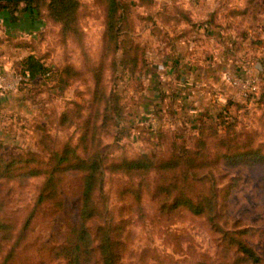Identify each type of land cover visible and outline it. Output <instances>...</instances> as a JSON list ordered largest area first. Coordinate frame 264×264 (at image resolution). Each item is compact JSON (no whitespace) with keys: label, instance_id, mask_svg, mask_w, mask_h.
Instances as JSON below:
<instances>
[{"label":"rangeland","instance_id":"rangeland-1","mask_svg":"<svg viewBox=\"0 0 264 264\" xmlns=\"http://www.w3.org/2000/svg\"><path fill=\"white\" fill-rule=\"evenodd\" d=\"M78 1L81 34L63 35L58 23L42 17L36 20L38 26L27 25L8 31L9 37L0 36L3 153L35 165L39 162L45 168L51 150H60L67 142L77 144L81 120H87L90 129L101 124L102 115L104 122L95 127V133L106 163L141 154L163 157L176 144L199 150L195 158L201 163L200 176L206 180L202 182L207 183L203 187L216 191L223 230L227 236L249 230L242 238L264 264V166L244 171L246 159L240 155L248 148L264 150V0H117L121 11L117 26L123 32L115 44L107 38L104 41L102 0ZM124 33L138 45L142 62L138 61L136 69L130 68L133 52L122 54V41L127 42ZM28 55L38 58L48 71L16 83L20 63ZM184 58L185 63L198 67L212 63L216 67V81L211 79L212 90L201 97L202 103H177L172 91L165 92L169 79L176 85L185 76L175 65ZM143 62L148 69H139ZM243 64L259 78V92L252 100L242 99L235 87L223 86L224 81L229 83L223 73ZM68 65L74 76L66 82L59 72ZM156 74L160 84L153 92L152 75ZM196 86L202 87L201 92L208 87ZM219 112L230 127L220 122L223 117L215 119ZM152 113L164 130L156 137L148 126ZM204 116L203 121L212 127L199 134L198 124ZM69 119L74 121L72 125ZM224 126L226 131L217 128ZM200 139L205 142L203 147L197 145ZM138 181L119 173H103V217L124 227L121 264H244L235 255L234 244L227 237L221 240L224 234L212 229L204 218L185 210L178 211L170 222L158 217L157 203L164 196L153 195L154 173L142 179L141 185ZM41 183L38 177L21 187L10 184L15 189L6 216L20 220L33 205ZM61 192L66 217L61 220H72L78 206L79 175L68 174ZM39 218L35 235L47 236L49 224ZM23 256L15 264H22Z\"/></svg>","mask_w":264,"mask_h":264},{"label":"trees","instance_id":"trees-1","mask_svg":"<svg viewBox=\"0 0 264 264\" xmlns=\"http://www.w3.org/2000/svg\"><path fill=\"white\" fill-rule=\"evenodd\" d=\"M102 2L105 6L104 41L107 38L115 44L123 32L121 27L117 26L121 18L120 5L117 0H102ZM79 8L78 0L0 4V11L7 10L12 22L18 20V14L21 11L29 10L39 19L45 17L58 23L63 35L73 36L81 34L78 25ZM123 40H127V44L122 41L124 43L122 54L130 56L129 53L133 52L129 57L130 68L136 69L138 61L142 62L137 54L138 45L133 43L132 36H127L126 33ZM143 67L146 70L149 65L143 62L139 69ZM72 70L69 65L61 69L59 72L61 80L66 81L67 78L71 80L74 76ZM47 71L48 68L34 55H28L20 63L19 72H27L28 79H34ZM99 94L94 93L96 96ZM65 117H67L66 113L63 119ZM104 117L102 115L101 124L104 122ZM222 117V112H219L215 119ZM226 118L223 117L220 122L230 127V122L225 121ZM204 119H206L205 116L198 124L199 134L208 127H212L208 122L203 121ZM69 121L71 125L74 122L72 119ZM87 123V120L86 122L81 120L79 125L81 134L76 145L67 142L60 150L49 152V162L45 168L40 166L39 162L35 165L28 159L23 161L21 157L7 156L3 153L0 142V264H15L21 254L24 255L22 264H121L124 252L122 238L124 227L120 223H110L105 219L103 206H100L105 171L138 179L139 185L148 174L154 173L157 181L153 195L158 192L159 195L164 196L162 203H157V210L161 212L165 210V212H159L158 217L170 222L180 210L202 217L211 224L212 229L224 234L221 240L227 237L234 244L232 248L241 263L261 264L262 258L259 253L242 238L249 230L242 229L229 236L227 231L223 230L221 215L216 211V191L211 187L207 189L203 187L207 183L202 182L206 180L200 176L201 163L195 158L199 150L190 151L176 144L172 145L168 154L163 157L141 154L133 158L106 163V156L100 146V137L95 133V127L98 129L101 124L98 126L94 124L89 129ZM226 127L217 128L226 131ZM214 128L216 130V127ZM149 131L156 137L164 130L158 124L156 130L149 129ZM197 143L199 147L205 145L203 139L198 140ZM240 155L246 159L242 162L244 171L249 172L251 168H263L264 150L248 148ZM68 174L79 175L78 206L72 220L62 221L66 217L63 216L61 190ZM38 177L42 178V183L35 195L33 205L26 209V213L20 220L7 217L5 210L11 202V195L15 189L10 184L16 183L18 187H21L30 178ZM138 184L136 193L139 192ZM39 217L43 221L47 220L49 224L47 236L42 233L35 235V226L36 222L40 221ZM44 240H46L45 243Z\"/></svg>","mask_w":264,"mask_h":264},{"label":"crops","instance_id":"crops-1","mask_svg":"<svg viewBox=\"0 0 264 264\" xmlns=\"http://www.w3.org/2000/svg\"><path fill=\"white\" fill-rule=\"evenodd\" d=\"M37 16L34 12L32 11H21L18 14V20L17 21H10V14L8 13L7 10H1L0 11V24L3 25V35H0L1 37H9V33L10 31H19L21 29H23L24 27L31 26L34 27L38 26V22L37 20ZM9 31V33H7ZM11 36V35H10ZM185 61H187L185 58L184 59H180V64L176 65V69L178 71H181L180 73H184L185 76L180 77V81L179 83L176 85H174L172 83V79H169V81L166 82V91H172L176 96V102L177 103H183V102H187V104H191L192 102H197L199 101V103H202V98L207 97L208 95H206L205 93L208 94L207 91H211L212 88L210 85L213 84V82L211 81V79H213V81H216V75L215 71H216V67H214V63H212V65L210 64H204L202 66L199 65L196 66L195 63L192 62H188L185 63ZM175 70V69H173ZM172 69H170L169 71H173ZM227 72H224L223 75L225 76L226 73H232L234 71H237V67H232L226 70ZM194 74V75H193ZM235 74V73H234ZM152 80L155 82L156 86L152 87V91H157L159 88V82L160 79L158 78V74H156L155 76L152 75ZM188 79H191V82H188ZM174 80V79H173ZM224 77L222 78V82L224 81ZM212 82V83H211ZM165 81H162V85L164 86ZM216 83V82H215ZM219 83V82H218ZM216 83V84H218ZM196 85H208V87L204 90L206 92H204L203 96L201 92L202 90L199 86ZM230 85V86H229ZM223 86H227L228 89H232L231 87H233L230 82H223ZM214 90H216L215 88H213ZM164 90V89H163ZM197 93V94H196ZM202 97V98H201ZM191 100V101H189Z\"/></svg>","mask_w":264,"mask_h":264},{"label":"built area","instance_id":"built-area-1","mask_svg":"<svg viewBox=\"0 0 264 264\" xmlns=\"http://www.w3.org/2000/svg\"><path fill=\"white\" fill-rule=\"evenodd\" d=\"M235 73V74H234ZM225 77L230 84L239 90L240 97L244 100H252L258 95L259 78L253 69H250L246 64L237 67V71L226 73ZM28 79V73H17L15 82H23ZM148 126L153 131L157 129L158 125L155 115L152 113L148 118Z\"/></svg>","mask_w":264,"mask_h":264},{"label":"water","instance_id":"water-1","mask_svg":"<svg viewBox=\"0 0 264 264\" xmlns=\"http://www.w3.org/2000/svg\"><path fill=\"white\" fill-rule=\"evenodd\" d=\"M42 0H0V3H12V2H35Z\"/></svg>","mask_w":264,"mask_h":264}]
</instances>
